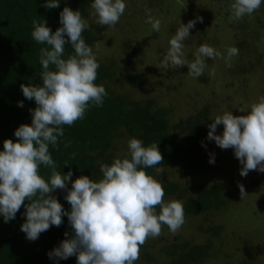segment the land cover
<instances>
[{
    "label": "clouds",
    "instance_id": "obj_1",
    "mask_svg": "<svg viewBox=\"0 0 264 264\" xmlns=\"http://www.w3.org/2000/svg\"><path fill=\"white\" fill-rule=\"evenodd\" d=\"M264 0H234L230 5V21L241 20L258 10ZM47 9L58 8L59 0H47ZM100 26H115L126 9L124 0H94ZM147 23L159 32L161 21L150 15ZM203 17L181 23L169 41L170 47L159 68L188 66L190 76L200 77L206 67L204 58L231 60L239 54L234 46L227 48L224 57L213 47L202 44L195 53L194 61L184 58V41L195 24ZM32 38L47 47L40 49V77L42 86L21 84L23 95L35 100L37 107L30 110L32 123L22 124L15 131L17 141H4L0 151V215L7 223L26 205V222L21 231L26 238L35 241L51 226L59 227L67 215L74 235L61 242L49 252L50 258L68 259L76 256L77 264H135L140 248L149 237L161 234L162 225L177 232L185 220L183 204L179 200L165 203L162 183L147 174L164 161L158 144L145 147L138 138L128 141L129 158H116L111 165L102 164L101 180L94 181L82 175L72 181L65 199L71 205L67 212L52 195L57 189H67L73 172L61 174L56 170L49 145L58 146V138L64 136V125L72 126L84 119L89 105L103 106L108 95L103 85L95 83L100 65L92 47L86 44L82 33L89 27L79 10L65 6L60 12L59 27L54 33L46 20H33ZM70 44L75 55L63 58L65 45ZM99 45H97V48ZM50 66H54L50 68ZM23 107V102H18ZM245 112L244 108L239 109ZM246 115H233L231 111L215 117L208 125V139L214 140L221 149H234V155L242 168L240 175L249 171L264 173V96L251 105ZM218 125H223V134L217 135ZM65 144V147H69ZM73 153V158L75 157ZM210 163H215L214 156ZM67 164V163H66ZM40 165L51 168L50 182L40 174ZM162 173V168H156ZM241 199L248 193L243 184L238 185ZM160 211L157 214L156 208ZM69 234L66 232L65 236Z\"/></svg>",
    "mask_w": 264,
    "mask_h": 264
},
{
    "label": "rangeland",
    "instance_id": "obj_2",
    "mask_svg": "<svg viewBox=\"0 0 264 264\" xmlns=\"http://www.w3.org/2000/svg\"><path fill=\"white\" fill-rule=\"evenodd\" d=\"M124 2L126 9L119 22L112 27L106 26L91 46L99 65L108 64L114 71L112 78L105 80L104 84L116 94L130 100L153 98L157 106L165 105L172 110L171 122L208 105L214 118L229 111L233 115H244L251 110L253 103H258L260 97L264 96L262 5L253 14L247 15L245 21L235 23L229 20L231 14L226 15L230 13L226 0ZM148 10L153 18L161 21L158 33L146 22ZM198 16L203 17V22L197 21L190 30L191 36L183 42L184 58L189 63L193 62L202 44L213 47L224 57H227V48L234 46L239 49V54L232 58L231 67L220 57L214 60L204 58V74L195 78L188 74L187 65L159 68L170 47L169 41L180 24H187ZM82 18L88 25L93 24L97 19L95 10L89 7ZM137 73L145 76V85L132 88L128 79ZM240 108H244L245 112H241ZM131 138L134 137L128 129L119 128L113 139L112 154L119 157L129 152L128 141ZM199 148L211 158L214 156L212 169L189 176L177 173L174 166L163 167V172L156 171L154 177L179 183L188 190V197L195 194L194 189L198 185H216L225 195V204L203 215H185L184 224L175 233L167 225H162L158 237L148 238L150 244L154 243L150 248L153 259L144 261L139 258L135 264H167L169 257L166 256L165 247L172 244L177 234L202 243L211 239V251L217 255L203 264H264V173L249 171L246 178L251 185L245 186L248 194L241 199L239 187L233 185V180L245 177L240 175L242 165L235 157L234 149H221L214 140L209 139L201 142ZM254 179H259L260 184L253 186ZM176 198L168 196L164 201L167 203ZM238 235L250 242L252 249L249 252L238 242Z\"/></svg>",
    "mask_w": 264,
    "mask_h": 264
},
{
    "label": "trees",
    "instance_id": "obj_3",
    "mask_svg": "<svg viewBox=\"0 0 264 264\" xmlns=\"http://www.w3.org/2000/svg\"><path fill=\"white\" fill-rule=\"evenodd\" d=\"M93 2L94 0H59L58 8L47 9L44 7L47 0H0V151H3L6 139L17 141L14 133L19 126L32 123L30 110H34L37 105L34 99L28 100L24 97L21 84H43L40 77L43 71L40 49L47 45L37 43L32 38L33 20H46L47 26L54 33L62 27L60 12L65 6L74 11L79 10L83 16ZM233 2L234 0H226V7L230 9ZM262 6L264 12V2ZM229 14L231 13H226ZM245 18L246 16L235 20V23L243 22ZM96 21L82 33V38L90 47L106 28L98 25ZM72 55H75L74 49L70 44H66L63 58L67 59ZM97 73L95 83L103 85L108 95L104 98L103 106L90 104L84 119L76 121L72 126H63L64 136L58 138V146L49 145V152L58 172L66 174L71 170L72 181L82 175L97 182L101 180L102 164L111 165L116 158H131L129 152L119 157H115L111 152L116 132L122 127L128 129L134 138L140 139L145 147L152 143L158 144L164 161L156 167L145 169L154 179L156 168L174 166L177 173L189 176L212 169L213 163L209 162L211 157L199 148L201 142L208 139V125L215 119L211 115L210 105L171 122L172 110L169 107L157 106L153 98L130 100L126 96L116 94L110 86L104 84L105 80L114 75L108 64H100ZM128 81L132 88H141L145 85L146 78L137 73L129 76ZM21 101L23 107L18 106ZM248 111L250 110L246 112ZM223 128V125H218L216 134L222 135ZM66 143L70 145L67 148ZM73 153L76 154L74 158ZM39 171L42 177L50 182L51 168L40 165ZM72 181L68 190L71 189ZM157 181L161 182L164 188V199L176 196V200L183 204L185 215H203L221 208L226 202L222 189L216 185H198L194 189L195 194L188 197V190L183 189L179 183L160 179ZM252 183L257 186L260 180L254 179ZM239 184L251 185L246 177L233 180L234 186L238 187ZM67 191L57 189L52 195L70 212L71 205L65 199ZM27 204L28 201L25 200L15 218L7 223L0 215V264H77L76 256L65 260L50 258L48 255L59 247L62 241L74 235L68 216L62 217L63 223L59 227L53 225L49 230L42 232L37 240L30 241L21 231L22 224L26 222ZM159 211L160 208L157 207V214ZM66 232L69 234L67 237ZM243 239L244 237L238 235V242L249 252L252 249L250 242ZM149 241L147 239L140 248L139 258L144 261L153 259L150 248L154 243L150 244ZM212 245L211 239L202 243L177 234L172 244L165 247L166 256L169 257L167 264H203L205 260L217 255L211 251Z\"/></svg>",
    "mask_w": 264,
    "mask_h": 264
}]
</instances>
